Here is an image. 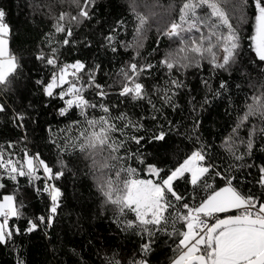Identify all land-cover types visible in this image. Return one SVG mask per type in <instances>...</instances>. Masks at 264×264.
<instances>
[{
    "label": "trees",
    "instance_id": "trees-1",
    "mask_svg": "<svg viewBox=\"0 0 264 264\" xmlns=\"http://www.w3.org/2000/svg\"><path fill=\"white\" fill-rule=\"evenodd\" d=\"M221 2L240 37L235 63L223 70L203 60L199 68L169 72L161 61L177 43L164 33L172 22L179 21L183 0H94L88 7L90 18L71 22L73 34L67 45L63 44L66 33H57L54 25L61 12L78 14L71 0H0L4 22L10 28V53L20 65L11 83L0 85V104L5 106L0 111V153L18 167L24 164L25 154L38 153L50 167L64 173L47 181L39 168L40 179L30 182L28 177L18 176L14 181L6 168H0V183L5 185L0 188V200L14 195L22 212L19 217L9 218L11 228L19 232L14 231L7 243H0V264H139L142 260L170 264L181 253L176 233L185 230L183 222L175 224V233L171 221L166 231L151 228V236L140 227H128L126 222L134 221L135 214L125 210L120 215L115 206L105 203L98 189L100 172L86 154L72 147L87 127L85 117L76 107L60 114L66 107L65 100L71 98L62 100L58 95L67 84L55 89L51 97L45 94L44 86L53 74L59 75L61 67L76 61L85 65L78 73L82 79L76 81L78 86L84 85L85 98L107 106L111 118L125 114L123 122L114 121L117 125L131 122L122 135L117 134L128 149L120 154L137 157L126 162L136 170L131 178L154 176L148 171L149 165L162 169L161 177L166 178L193 151L201 150L205 153L203 165L213 167L196 186L190 183L189 173L185 174L187 179L174 182L175 191L185 202L199 206L229 180L242 194L264 199V184L259 182L260 168L264 167V134L259 129L264 128V120L250 117L233 132L246 104L264 91V63L256 56L251 40L255 34V4L254 0ZM138 13L149 18L139 37ZM61 23L67 26L69 21ZM41 54L55 55L57 64L48 65L46 60L38 59ZM131 63L153 66L145 69L137 81L145 86L144 99L119 94L124 82L121 69H128ZM89 73L94 74L95 84L101 85L106 96L97 94L95 84L88 87ZM69 80L75 78L69 76ZM170 80H178L182 86L176 87ZM166 93L170 100H166ZM87 113L89 118L105 115L99 106L89 108ZM253 127L257 131L251 137L254 144L249 152L247 141ZM160 133L165 134L163 140L153 139ZM230 136L234 142L231 151ZM129 137L143 139L137 144ZM50 184L59 187L63 195L54 222L48 227L38 217L49 215L51 200L44 188ZM237 214L220 213L218 218ZM29 220L38 223L33 232L25 231ZM145 244L150 245L147 251Z\"/></svg>",
    "mask_w": 264,
    "mask_h": 264
},
{
    "label": "snow or ice",
    "instance_id": "snow-or-ice-1",
    "mask_svg": "<svg viewBox=\"0 0 264 264\" xmlns=\"http://www.w3.org/2000/svg\"><path fill=\"white\" fill-rule=\"evenodd\" d=\"M79 9L77 15L61 12L54 25L57 33H66L63 44L70 43L68 37L72 36L71 22H80L81 18H90L88 7L94 0H71ZM246 3V0H245ZM255 4V34L251 37L254 51L259 61L264 63V0H254ZM135 10V9H134ZM179 21L172 22L164 33L174 42L177 47L165 54L161 63L171 72L172 70H186L191 67H201V61L207 60L214 69L228 70L236 61L238 49L240 47V37L231 23L228 12L222 6L221 0H183L179 7ZM5 12L0 9V85L7 86L11 83V77L17 73L20 65L16 56L9 51V25L4 22ZM148 17L137 14V37L144 30L148 22ZM69 21L66 26L62 21ZM111 40L112 37H109ZM142 47V44L139 45ZM115 50V49H114ZM53 48L52 52L56 53ZM222 52V56L220 53ZM139 55V52L136 53ZM38 59L46 60L48 65H56L55 55L46 57L41 54ZM151 64L140 66L136 63L128 65V69H121L124 78L120 95L131 96L132 99H144L146 96L144 84L137 82L145 69H150ZM69 69H72L71 73ZM85 69L84 63L76 61L71 65H64L60 68L59 75L53 74L51 80L44 86V92L48 96L54 95V90L62 88L67 84L66 90H61L58 95L64 100L66 96L71 98L65 100L66 107L60 110L61 115H65L73 107L81 110V115L85 117L87 127L80 132L77 143L72 147L78 148L92 160L93 167L100 172L98 178V189L105 198L106 204L116 207L120 215H124L125 210L135 214V220L127 221L128 227H140L149 236L153 235L151 228L157 231H166L169 221L173 224L183 222L184 231L176 233L180 236L178 247L181 249L180 255L175 258L172 264H264V199L252 195H244L237 188L233 187L231 180L225 187L214 190L204 199L199 206L189 205L184 201V197L175 191L174 182L190 174V183L193 186L200 184L205 175L210 171L212 165L203 166L205 153L201 150L193 151L183 163L179 164L167 174L166 178L161 177L162 169L154 165L148 166V171L159 177L158 180H144L131 178L135 176L136 170L126 166L128 159H136V154L121 155V150L125 153V141L120 139L117 134L122 135L124 129L131 126V122L117 125L114 121L123 122L127 119L125 114L111 118L108 114L110 109L104 104H93L85 98L83 84L77 85L76 81L82 79L78 75ZM69 76L75 80H69ZM42 83V82H38ZM95 84L93 73L88 75V87ZM170 84L181 87L178 80H170ZM207 84V81H205ZM226 85L221 84V88ZM98 95H107L102 90L101 85L95 84ZM166 100L170 97L165 94ZM252 103L246 104V111L239 118V123L233 132L243 126L250 117H259L264 120V91L260 95H254ZM99 106L104 116L88 117L87 110ZM5 106L0 104V111H4ZM22 119V117H17ZM78 124V122H74ZM257 129L252 128L247 141L249 152L253 148L254 141L251 138ZM264 134V128L259 129ZM165 134L160 133L154 136L155 140H163ZM137 144L143 137H129ZM233 137L228 138V148L233 150ZM241 143H244L241 141ZM66 151V149H62ZM24 164L19 167L11 159L5 160L3 153H0V168L8 170L11 180L17 177H28L31 182L33 179H40L37 175L39 168L46 174V180L51 181L63 176V172L54 170L37 153L35 156L25 154ZM242 159V156H236ZM63 163V162H61ZM143 164L145 161L140 160ZM260 183L264 184V167L260 168ZM217 175L221 173L217 172ZM128 177V178H123ZM5 185L0 183V188ZM205 187H210L205 185ZM44 191L50 196L51 205L47 217L41 215L38 221L51 227L54 222L57 210L60 206L62 192L55 184L46 185ZM171 196L172 200H169ZM14 195H5L0 200V243H7L13 236L14 231L19 229L9 227V218L22 215L20 208L15 204ZM175 201L177 203H173ZM22 207V205H21ZM174 209V212H169ZM237 211V215H226L225 218H216L214 223L209 220L220 213ZM29 227L25 230L33 232L38 228V223L29 220ZM145 251L150 247L145 244ZM139 264H147L142 260Z\"/></svg>",
    "mask_w": 264,
    "mask_h": 264
},
{
    "label": "rangeland",
    "instance_id": "rangeland-1",
    "mask_svg": "<svg viewBox=\"0 0 264 264\" xmlns=\"http://www.w3.org/2000/svg\"><path fill=\"white\" fill-rule=\"evenodd\" d=\"M9 51H10V49H9ZM69 72L71 73V69H69ZM201 163H203V161L201 162ZM204 166V165H203ZM152 174V173H151ZM154 175V174H153ZM136 179H144V180H149V179H151V180H154V181H156V179H155V175L154 176H148V177H138V178H136ZM9 227L11 228V226L9 225ZM180 255V254H179ZM178 255V256H179ZM177 256V257H178ZM176 257V258H177ZM173 262V261H172ZM172 262L170 263V264H172ZM148 264V263H147Z\"/></svg>",
    "mask_w": 264,
    "mask_h": 264
},
{
    "label": "built area",
    "instance_id": "built-area-1",
    "mask_svg": "<svg viewBox=\"0 0 264 264\" xmlns=\"http://www.w3.org/2000/svg\"><path fill=\"white\" fill-rule=\"evenodd\" d=\"M201 164L203 165V163H201ZM40 216H41V215H40ZM217 217H219L218 214H217L216 217L211 218V219L209 220V222H210V223H214V221H215V219H216Z\"/></svg>",
    "mask_w": 264,
    "mask_h": 264
},
{
    "label": "water",
    "instance_id": "water-1",
    "mask_svg": "<svg viewBox=\"0 0 264 264\" xmlns=\"http://www.w3.org/2000/svg\"><path fill=\"white\" fill-rule=\"evenodd\" d=\"M223 218H225V217H223ZM223 218H220V219H223Z\"/></svg>",
    "mask_w": 264,
    "mask_h": 264
},
{
    "label": "crops",
    "instance_id": "crops-1",
    "mask_svg": "<svg viewBox=\"0 0 264 264\" xmlns=\"http://www.w3.org/2000/svg\"><path fill=\"white\" fill-rule=\"evenodd\" d=\"M233 211H235V210H233ZM231 212V211H230Z\"/></svg>",
    "mask_w": 264,
    "mask_h": 264
}]
</instances>
